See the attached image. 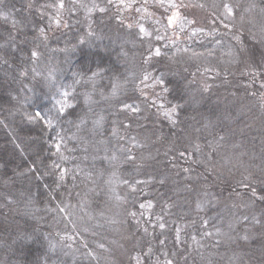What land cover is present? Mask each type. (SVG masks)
Returning a JSON list of instances; mask_svg holds the SVG:
<instances>
[{"label": "trees", "instance_id": "16d2710c", "mask_svg": "<svg viewBox=\"0 0 264 264\" xmlns=\"http://www.w3.org/2000/svg\"><path fill=\"white\" fill-rule=\"evenodd\" d=\"M27 2L0 0V263L264 264V201L249 192L264 194V174L216 170L235 141L258 143L246 111L195 102L205 94L170 72L161 88L164 109L179 105L172 120L130 113L124 105L132 101L110 97L127 75L120 39L108 29L76 47L83 25L69 16L52 31ZM254 2L264 9V0ZM162 50L151 68L171 65ZM93 78L100 81L85 94ZM57 85L70 94L63 115ZM37 111L44 120L32 118ZM250 210L263 226L253 236Z\"/></svg>", "mask_w": 264, "mask_h": 264}, {"label": "rangeland", "instance_id": "374dc122", "mask_svg": "<svg viewBox=\"0 0 264 264\" xmlns=\"http://www.w3.org/2000/svg\"><path fill=\"white\" fill-rule=\"evenodd\" d=\"M33 2L28 0L27 9H36L41 16H46L52 31L66 25L69 16H72V25L84 26L76 47L89 38L101 40L108 29L112 37L120 39L124 44L122 51L129 59L128 65L123 68L127 75L115 85V95L112 89L110 97L132 101L129 104L138 109L135 113L169 119L164 114L170 109L163 108L166 101L162 99V85L157 84L155 78L173 76L171 74L174 73L170 72L186 77L188 86H195L205 94L204 97L195 95V102L209 99L235 113L239 112L237 109H244L248 114L250 129H255L260 135L258 143L246 147L235 141L229 150L220 151L221 167L216 170L224 172L225 168L236 167L249 173L264 174V9L261 2L259 7L254 0H209L206 5L195 0H165L163 6L159 0H48L40 7H35ZM172 3L176 7H170ZM225 3L232 6L234 15L226 16ZM101 8L104 11H100ZM174 12L178 16L170 26L168 18ZM255 12L261 13H258L260 17L255 19ZM141 26L148 32L147 36L139 31ZM163 47L169 54L168 62L171 65L160 63L161 68H151L150 64L157 59L155 50L158 48L162 53ZM49 70L54 73L59 69L54 65ZM43 71L46 70L40 71L41 75L48 79L49 74ZM145 74H149L150 78L142 83ZM99 81L93 78L91 85L85 88V94L92 93V84ZM229 85L231 88L226 87ZM57 86L56 101L63 98L60 85ZM130 89L133 92L128 98ZM210 90L212 94L208 95ZM135 92L138 97L134 96ZM143 101L151 102L152 109ZM128 112L133 111L128 109ZM132 143L136 145L135 140ZM119 178L116 181L121 183ZM249 192L253 201H264V194H258L255 187L252 186ZM114 197L118 208L123 197L118 194ZM233 199L225 204H234ZM249 216V224H253L248 225L247 229L254 231L253 236L256 229L261 231L263 226L260 216L253 210L249 211ZM62 236L72 239L70 233H62ZM66 248L70 253L75 251L71 245ZM116 261L125 259L118 258Z\"/></svg>", "mask_w": 264, "mask_h": 264}, {"label": "snow or ice", "instance_id": "6c2138e0", "mask_svg": "<svg viewBox=\"0 0 264 264\" xmlns=\"http://www.w3.org/2000/svg\"><path fill=\"white\" fill-rule=\"evenodd\" d=\"M159 3L161 4V6H163L164 3H165V0H159ZM60 7H61V8L63 7V4H62V3L60 4ZM170 7H176V5H175L174 3H172V4H170ZM223 8H224V10H225V14H226V16H229V17H230V16L234 15L233 8H232L231 5L225 3V4L223 5ZM100 11H104V9L101 8ZM168 22H169V23L172 22V17H169V21H168ZM41 31L43 32V30H41ZM139 31H140L141 33H143L145 36L148 35V32L143 28V26L140 27ZM160 54H161V53H160V50L157 48V49L155 50V55H156V56H159ZM32 56L35 58V57L38 56V53H37L36 51H33V52H32ZM98 75H99L98 72L93 73V77H96V76H98ZM149 78H150V75H149V74H145L141 82L143 83L144 81H147ZM89 79H92V77H90ZM155 79H156V83H157V84H159V85H163L164 81H163L162 78H155ZM165 90H167V89H165ZM115 91H116V86L114 85V86H113V95H115ZM69 95H70L69 92L64 91V92L61 93V96H62L63 98L60 99V100H57V101H56V104L59 105L58 112H59V114H61V115L65 114V110H66L67 108L72 107V105L69 104V102H68V97H69ZM85 102H86V103L88 102V97H87V96H86V98H85ZM161 107H162V106H161ZM177 107H179V105H177V106H173L170 110L166 111V112L164 113L165 116H167L170 120H172L173 115L176 113V109H177ZM124 108H125V109H130V110L133 111V112L138 111V109H137L134 105H130V104H125V105H124ZM32 118H34V119H41V120H44V119H45L44 115H43L41 112H39V111H37V112L35 113L34 117H32ZM101 119H103V118L101 117ZM172 122L174 123L175 121L173 120ZM47 123L50 124L51 121L48 120ZM96 123L99 124V121H97ZM220 139L223 140L224 137L221 136ZM57 148H59V145H57ZM198 148H199V146H197V149H198ZM128 158H129V159H133V160L135 159V157H132V156H129ZM113 159H115V157H113ZM61 178H62V177H61ZM125 183H127V182L125 181ZM253 195H255V191H254V190H253ZM149 206H151V205H149ZM141 207H144V205H141ZM197 207H200V205L198 204ZM133 215H134V214H133ZM158 219H159V218H158ZM159 227H160L161 229H164V228H165V224H164V223H160V224H159ZM207 235H211V233H207ZM177 238H179V232L177 233ZM244 239H247V237H244ZM161 243H163V241H161ZM167 264H171V261H168Z\"/></svg>", "mask_w": 264, "mask_h": 264}, {"label": "water", "instance_id": "95a60500", "mask_svg": "<svg viewBox=\"0 0 264 264\" xmlns=\"http://www.w3.org/2000/svg\"><path fill=\"white\" fill-rule=\"evenodd\" d=\"M178 16V13L177 12H174L170 17H172V20H174L176 17ZM168 21H169V18H168ZM169 23V22H168ZM173 23H169V25L171 26Z\"/></svg>", "mask_w": 264, "mask_h": 264}]
</instances>
